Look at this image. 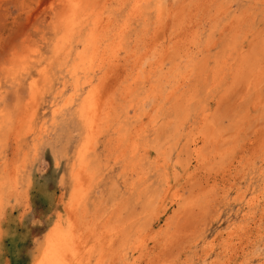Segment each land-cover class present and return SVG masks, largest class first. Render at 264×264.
<instances>
[{"label": "rangeland", "instance_id": "obj_1", "mask_svg": "<svg viewBox=\"0 0 264 264\" xmlns=\"http://www.w3.org/2000/svg\"><path fill=\"white\" fill-rule=\"evenodd\" d=\"M46 259L264 264V0H0V264Z\"/></svg>", "mask_w": 264, "mask_h": 264}, {"label": "bare ground", "instance_id": "obj_2", "mask_svg": "<svg viewBox=\"0 0 264 264\" xmlns=\"http://www.w3.org/2000/svg\"><path fill=\"white\" fill-rule=\"evenodd\" d=\"M70 235H63V234H58L56 233V235H54L48 245V248L46 250L45 255H49L52 253H56L59 255V257H63L60 256L62 253H66L67 251L69 252V243H70ZM71 247V245H70ZM72 252V250H70ZM57 259V258H56ZM47 260V259H46ZM56 261V260H55ZM55 261H51V260H47V263L50 264H63V260L59 259V261L55 262ZM46 262V261H45ZM44 263V261L42 262V264Z\"/></svg>", "mask_w": 264, "mask_h": 264}]
</instances>
